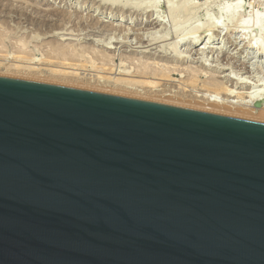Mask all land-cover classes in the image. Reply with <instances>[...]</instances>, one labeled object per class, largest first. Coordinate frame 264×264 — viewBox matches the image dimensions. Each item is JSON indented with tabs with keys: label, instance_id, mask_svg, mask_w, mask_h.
<instances>
[{
	"label": "water",
	"instance_id": "obj_1",
	"mask_svg": "<svg viewBox=\"0 0 264 264\" xmlns=\"http://www.w3.org/2000/svg\"><path fill=\"white\" fill-rule=\"evenodd\" d=\"M0 264H264V121L0 75Z\"/></svg>",
	"mask_w": 264,
	"mask_h": 264
},
{
	"label": "rangeland",
	"instance_id": "obj_2",
	"mask_svg": "<svg viewBox=\"0 0 264 264\" xmlns=\"http://www.w3.org/2000/svg\"><path fill=\"white\" fill-rule=\"evenodd\" d=\"M124 1L0 0V32L7 36L5 43L11 49L12 46L19 45V42H25L27 52L35 57V62L51 52L53 44L75 46L84 51L85 58L87 57L85 54H88L89 59H95L98 54L96 64L100 67L103 64L102 58L108 60L115 70L113 73L117 74V77L113 76L115 78L122 77L120 76L123 70L121 67L124 65L129 68V72L137 73L135 67L146 64L177 70L173 72L177 74L173 77L174 82H171L174 84L173 87L177 85L173 91L182 88L180 85L191 76V73H202V82L215 79L223 84L227 83L225 86L228 85L229 89L243 93L245 96L253 91L257 94L256 89H245V85L236 86V82L232 86L233 80L230 81L228 76L240 82L253 83L252 75L255 80H264V59L256 56L247 45L252 38L264 43V0H215L209 7H203L204 0H193L192 5L198 8L193 15L187 18L185 11L180 15V24L186 23L183 32L174 28V17L168 8V2L173 1L175 8L180 9L182 0H130V4L148 7L146 12L141 13L135 9L121 8ZM111 4H114L113 7ZM256 16L261 19L260 26L253 25ZM155 18L161 22L151 31L152 28L147 26L150 24L149 21ZM188 19L190 20L187 23ZM247 22H250V28L246 27ZM149 31L153 33L150 35ZM145 32H147L146 35ZM67 34L70 36L68 37ZM155 36L157 40H152L156 38ZM164 36L166 38H163ZM182 39L184 41L179 43ZM192 40H198L199 44L191 46ZM173 46H177V51L183 58L185 57V60L176 62L162 58V50L173 48ZM2 74L0 73L1 76L21 78ZM183 77L185 80H182ZM193 94L195 95V92ZM258 94L260 95L259 92ZM261 100L264 102L263 99ZM183 107L197 109L198 105L194 103L191 107L184 105Z\"/></svg>",
	"mask_w": 264,
	"mask_h": 264
},
{
	"label": "bare ground",
	"instance_id": "obj_3",
	"mask_svg": "<svg viewBox=\"0 0 264 264\" xmlns=\"http://www.w3.org/2000/svg\"><path fill=\"white\" fill-rule=\"evenodd\" d=\"M214 1L215 0H204L203 7L211 6L214 3ZM124 2L125 3H123L121 8L124 9L131 8L132 10L135 9L140 13L146 12L148 10V7H144L139 4L138 5L130 4V0L127 1L125 0ZM192 4H193V0H182L180 9H176L173 4V1L168 2L169 11L174 17V24H175L174 28H176L178 31L183 32L186 26V23H184V25L183 23L180 24L181 13L185 11L186 17L190 18L195 12V10L198 9L197 6ZM113 5L111 4L112 7ZM189 20L190 19L186 20L187 23ZM30 22L32 23V21ZM149 22L150 24L147 27L152 28L151 31H153V29L159 26V22L161 21L155 18V20H151ZM247 23L248 24H246V27L250 28V22ZM253 25L260 26L261 19L256 16ZM243 27L245 26L243 25ZM143 33H144V29H143ZM146 33L147 32H145V35ZM151 33L153 32H150V35ZM155 33L154 35H156ZM154 35L152 36L154 37ZM159 35L161 36V34ZM58 36L60 37L59 34ZM67 36L69 37L70 35L67 34ZM6 37L7 36L4 33L0 32V73H3L4 75L5 74L13 75L21 78L46 81L51 83H63L72 87L98 90L102 92L132 96L135 98L150 99L164 103L175 104L178 106L184 105L191 107L195 103V105H198L197 109L217 112L232 116H238L243 118H249L258 121H264V102L261 100V99L264 100V80L261 79L255 80L253 78V75H252V79L249 78V80L251 79L252 81H254L253 83L249 81L240 82L239 80H235L231 78L230 75L228 76L230 78V81L231 80L234 81V82L232 81V86H234L233 84L236 82L235 83L236 86L239 85L240 87L245 85V89L257 90V94H254L256 92L253 91L252 93H250V95L248 94L249 97L243 95V93L235 92L229 89V87H227L228 85L225 86V84L227 83L223 84L215 79H208L202 82L201 81L202 73L201 74L191 73L190 74L191 76L187 80H185L184 79L185 77H183L182 80L184 79L185 81L180 85L182 86V88L180 87L178 91L175 90L173 91V89H175V87L177 86L176 85L175 87H173L174 84L171 83L174 82L172 81L173 77L177 74V73H173V72H177V70L175 69L162 68V67L159 68L156 66L153 67L146 64H140L137 67H135V70L137 71L136 73L135 71L129 72V68H126L127 66L124 67L125 66L124 65L123 67H121V69L123 70L120 76L122 77L115 78L117 77V74L113 73L115 70L113 69L112 66H110V62L108 60L102 58L103 64L101 67L96 64V62H98L97 60L98 54L95 56V59L93 58L89 59L88 54H85V56L87 55V57L85 58L83 55L84 51L78 49L75 46L68 47V46L53 44L51 47L52 49H50L51 52L45 54L40 61L35 62L36 60L35 57L31 53L27 52V48H26L27 44L25 42H19L20 43L19 45H15L16 47L12 46L11 49V47L9 48L5 43ZM155 37L156 38H153L152 40H157V36ZM149 38L150 36H148V39ZM163 38H166V36H164ZM254 39L252 38V40H250L247 43L248 48L251 49L254 52V54H256V56H259V58L264 59V43ZM183 41L184 39L179 41V43ZM198 44H199L198 40L190 41L191 46H197ZM166 49L162 50L163 51L162 58H166L168 60L172 59L176 62L180 60H185L184 59L185 57L183 58L182 55L177 51V46H173V48L170 49L166 48ZM168 51H170V54H168ZM92 57H94V55H92ZM99 63L101 62L99 61ZM42 66H46V67H42ZM244 74H252V73H244ZM169 83L171 85H169ZM194 92L195 95L193 94ZM258 92L260 93V95L258 94ZM247 98L249 99L248 101L245 100Z\"/></svg>",
	"mask_w": 264,
	"mask_h": 264
}]
</instances>
